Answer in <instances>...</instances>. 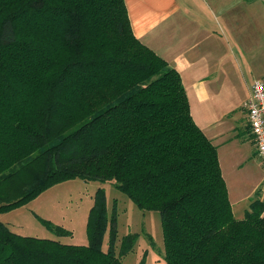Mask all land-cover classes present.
I'll return each mask as SVG.
<instances>
[{"label":"trees","instance_id":"16d2710c","mask_svg":"<svg viewBox=\"0 0 264 264\" xmlns=\"http://www.w3.org/2000/svg\"><path fill=\"white\" fill-rule=\"evenodd\" d=\"M75 179L159 212L167 264H264V201L234 217L217 146L125 0H0V215ZM117 204L96 191L84 246L0 221V264H123L139 235L119 238Z\"/></svg>","mask_w":264,"mask_h":264},{"label":"crops","instance_id":"0c3cea01","mask_svg":"<svg viewBox=\"0 0 264 264\" xmlns=\"http://www.w3.org/2000/svg\"><path fill=\"white\" fill-rule=\"evenodd\" d=\"M257 2L125 0L135 37L180 74L194 122L217 146L237 220L264 201V165L244 108L253 82L264 79L253 67L264 59V6ZM253 163L256 180L246 178Z\"/></svg>","mask_w":264,"mask_h":264},{"label":"rangeland","instance_id":"374dc122","mask_svg":"<svg viewBox=\"0 0 264 264\" xmlns=\"http://www.w3.org/2000/svg\"><path fill=\"white\" fill-rule=\"evenodd\" d=\"M255 2L259 7L264 6V2L260 0H248L250 4ZM254 65L256 71L264 73V59L255 61ZM262 81L264 82V79ZM245 125V130L250 133L248 123ZM251 166L246 171V178L256 180L257 166L255 163ZM230 185H233L232 178ZM100 188L106 192L109 211L112 210L113 203L118 202L119 238L129 234L139 235L134 251L122 258V263L167 264L159 212L138 209L131 200L115 188L112 182L86 183L79 179L66 181L44 192L27 206L1 214L0 221L9 224L13 232L22 236L53 239L68 245L84 246L89 243L87 218L94 204V195ZM38 217L65 228L72 233V236H56L41 224ZM108 236L107 233L104 239L105 251L108 248Z\"/></svg>","mask_w":264,"mask_h":264},{"label":"built area","instance_id":"2783aa9c","mask_svg":"<svg viewBox=\"0 0 264 264\" xmlns=\"http://www.w3.org/2000/svg\"><path fill=\"white\" fill-rule=\"evenodd\" d=\"M244 108L257 156L264 165V82L262 80L256 79L253 82L250 97L245 102ZM260 191L264 192V177Z\"/></svg>","mask_w":264,"mask_h":264}]
</instances>
